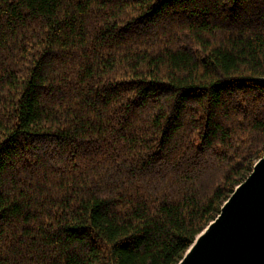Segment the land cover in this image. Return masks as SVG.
<instances>
[{
	"label": "trees",
	"instance_id": "obj_1",
	"mask_svg": "<svg viewBox=\"0 0 264 264\" xmlns=\"http://www.w3.org/2000/svg\"><path fill=\"white\" fill-rule=\"evenodd\" d=\"M264 0H0V264H177L264 155Z\"/></svg>",
	"mask_w": 264,
	"mask_h": 264
},
{
	"label": "water",
	"instance_id": "obj_2",
	"mask_svg": "<svg viewBox=\"0 0 264 264\" xmlns=\"http://www.w3.org/2000/svg\"><path fill=\"white\" fill-rule=\"evenodd\" d=\"M177 264H264V155Z\"/></svg>",
	"mask_w": 264,
	"mask_h": 264
}]
</instances>
